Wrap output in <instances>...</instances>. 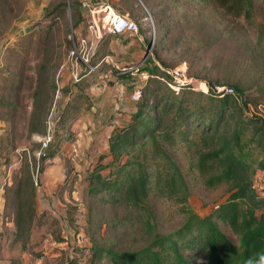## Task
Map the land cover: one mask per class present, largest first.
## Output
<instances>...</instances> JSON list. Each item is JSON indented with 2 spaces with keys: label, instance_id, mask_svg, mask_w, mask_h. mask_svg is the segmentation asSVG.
Masks as SVG:
<instances>
[{
  "label": "rangeland",
  "instance_id": "rangeland-1",
  "mask_svg": "<svg viewBox=\"0 0 264 264\" xmlns=\"http://www.w3.org/2000/svg\"><path fill=\"white\" fill-rule=\"evenodd\" d=\"M80 1L0 0V176L15 186L10 209L19 239L15 242L12 236L8 249L0 246V264L9 258H16L10 264H86L93 242L115 250L138 249L149 242L146 215L89 192L88 168L98 159L88 163L84 154L100 149L103 140L81 109L105 118L104 106L121 98L134 102V84L148 83L158 88L160 97L169 94L172 88L161 78L173 79L165 73L171 69L184 73L200 91L210 85L216 90L243 85L251 99L245 111L264 118V1L255 0L253 17L246 19L205 0H108L138 23V49H132L136 54L120 48L133 36L110 33L96 43ZM85 1L89 7L100 5ZM56 6H61L58 13ZM89 63L94 68L89 69ZM151 70L158 79L146 77ZM110 120L116 129L119 118ZM49 126L61 137L60 151L40 157L37 152ZM244 150L255 184L264 189L261 150L252 144ZM172 154L187 174L191 191L186 203L152 194L150 221L162 232L182 224L185 208L209 213L228 188L224 183L204 185L184 148H173ZM20 185L19 198L15 189ZM220 224L239 244L230 227ZM193 262L206 264L201 258Z\"/></svg>",
  "mask_w": 264,
  "mask_h": 264
},
{
  "label": "trees",
  "instance_id": "trees-1",
  "mask_svg": "<svg viewBox=\"0 0 264 264\" xmlns=\"http://www.w3.org/2000/svg\"><path fill=\"white\" fill-rule=\"evenodd\" d=\"M254 1L205 0L234 18L246 19L253 17ZM60 7L56 6V13ZM78 7L81 12L88 10L85 0ZM149 75L159 76L155 70ZM147 84L129 115L110 135L108 151L100 154L87 175L91 194L100 193L106 203L123 204L146 215L151 238L138 249L125 250L93 242L86 264H194L196 258L206 264H264V189L255 184L244 150L252 144L264 157V118L245 111L251 101L245 88L235 84L216 90L210 85L208 91H200L185 84L160 97L158 88ZM60 145L61 137L55 132L48 155L60 151ZM173 148H184L204 185L224 183L228 188L209 213L185 208L182 224L162 232L150 221L152 194L186 203L191 191ZM21 190V185L15 189L16 197ZM221 222L238 236L239 244L224 232ZM17 232L14 236L19 241Z\"/></svg>",
  "mask_w": 264,
  "mask_h": 264
},
{
  "label": "crops",
  "instance_id": "crops-1",
  "mask_svg": "<svg viewBox=\"0 0 264 264\" xmlns=\"http://www.w3.org/2000/svg\"><path fill=\"white\" fill-rule=\"evenodd\" d=\"M108 0H93L94 4H101V3H106ZM88 10H86L84 12L85 15H87L89 13L90 8L93 6L89 7V3L87 1H85ZM118 37H127L130 35L127 34H115ZM132 40H127L126 42L122 43V46L120 47L121 49H128L126 51V53L128 54H133V53H137L136 51H133L132 49H138L137 48V40L140 39L139 35L137 36H133L132 38H130ZM117 41H119V39H117ZM135 86V84H134ZM133 86V89H134ZM132 89V90H133ZM135 105L134 102H129L128 99L126 98H121L119 103H116L112 106H110L109 104L104 106L103 109L106 113V117H94L92 110H87L86 108L81 109V113L85 114L86 116H90V123L93 124L94 127H97V130L100 131V136H98L99 138H101L100 142H102V147L99 148H91L90 152H86L85 158L87 159L88 163L90 161H92L94 158L99 159V156L101 153H106L108 150V140L110 135L112 134V132L114 131V127L112 124H110V119L112 117H118L120 120V123H122L123 119H125L129 113L128 111L131 110L133 108V106ZM91 109V107H90ZM119 123V125H120ZM117 128V127H116ZM53 157V156H51ZM56 171V168L53 169ZM55 174H52L51 176L53 177ZM14 183L12 182L11 179L6 178V177H1L0 176V221L2 222L0 224V246H6L7 249L10 247V243L13 242L12 240V236H14L15 231H16V223H15V216H14V212H11L10 206H12L13 203H15L13 197H12V192L14 189ZM47 200V199H46ZM45 200V201H46ZM48 202V200L46 201V203ZM4 223V225H3ZM13 240L15 242H19L17 240H15V237L13 238ZM64 247V246H63ZM16 258H9L6 261V264H10L15 260ZM37 264H40V262H36Z\"/></svg>",
  "mask_w": 264,
  "mask_h": 264
},
{
  "label": "built area",
  "instance_id": "built-area-1",
  "mask_svg": "<svg viewBox=\"0 0 264 264\" xmlns=\"http://www.w3.org/2000/svg\"><path fill=\"white\" fill-rule=\"evenodd\" d=\"M88 21V29L91 34L95 35L96 43H98L102 37L106 34H127L130 36L139 35V26L138 23L122 14H120L117 10H115L110 3H101L98 6H93L90 8L89 13L86 15ZM84 45L87 43L84 40ZM87 67L94 68V66L89 63ZM89 68V69H90ZM165 70V69H164ZM165 73L173 79L167 80L164 76L161 79L167 82V84L174 90H180L188 81H190L195 89L196 85L194 82L188 78L186 75L180 71H175L171 69H166ZM79 74V73H78ZM146 77L149 76L148 73H145ZM77 80V79H76ZM142 84L136 85L134 89L131 91L130 98L132 101L137 102L143 92ZM232 91V89H229ZM54 129L51 126L48 127V131L45 134V137L42 140V147L37 152L40 157L48 156V146L53 141L54 137ZM39 157V158H40ZM38 173V170H37ZM35 183L38 184L37 175L35 178Z\"/></svg>",
  "mask_w": 264,
  "mask_h": 264
},
{
  "label": "bare ground",
  "instance_id": "bare-ground-1",
  "mask_svg": "<svg viewBox=\"0 0 264 264\" xmlns=\"http://www.w3.org/2000/svg\"><path fill=\"white\" fill-rule=\"evenodd\" d=\"M201 86H204V85H201Z\"/></svg>",
  "mask_w": 264,
  "mask_h": 264
}]
</instances>
